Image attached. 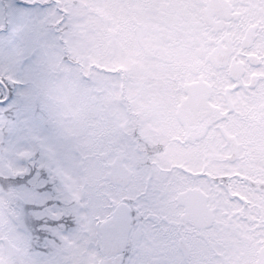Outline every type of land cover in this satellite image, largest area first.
Here are the masks:
<instances>
[{
  "label": "snow or ice",
  "instance_id": "obj_1",
  "mask_svg": "<svg viewBox=\"0 0 264 264\" xmlns=\"http://www.w3.org/2000/svg\"><path fill=\"white\" fill-rule=\"evenodd\" d=\"M0 264H264V0H0Z\"/></svg>",
  "mask_w": 264,
  "mask_h": 264
}]
</instances>
